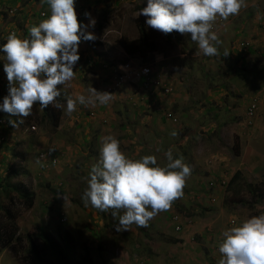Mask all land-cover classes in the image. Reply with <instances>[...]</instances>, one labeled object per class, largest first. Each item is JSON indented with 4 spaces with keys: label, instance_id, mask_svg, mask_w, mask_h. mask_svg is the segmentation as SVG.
I'll return each mask as SVG.
<instances>
[{
    "label": "rangeland",
    "instance_id": "1",
    "mask_svg": "<svg viewBox=\"0 0 264 264\" xmlns=\"http://www.w3.org/2000/svg\"><path fill=\"white\" fill-rule=\"evenodd\" d=\"M97 1L75 2H82L83 18L80 22L88 25L86 31L96 37L80 41L79 54L87 52L94 59L111 64H122L136 57L142 59L139 55L132 58L126 52L123 55L118 40L124 35H139L137 22L139 17H146L140 12L147 6V0ZM245 4L239 14L226 20L217 17L213 23H220L215 32L223 38L224 44L228 43L227 56L221 45L218 55L208 57L199 49L198 43L191 40L190 34L180 33L179 37L176 35L168 40L164 33L151 28L158 51L164 50L168 56L172 55L170 62L173 66L178 59L181 61L178 64L181 82L177 89L184 95L182 103L178 109L169 101L165 103L178 116L177 122L162 117L166 107L160 111L154 107L151 91L143 86L141 79L135 80L136 85L132 84L126 95L122 93L130 86L110 92L112 102L98 116L91 115L94 106L77 104L74 112L81 111L84 117H92L75 122L74 112L69 115L62 110L66 109L67 97L75 98L74 93L79 92L88 95L90 86L107 91L102 88V81L111 73L110 64L97 84L90 83L89 79L84 80V84L82 74L74 77L70 84L68 81L59 85L64 98L57 97L54 103L61 105L62 109L49 104L55 113L59 112L56 126L52 120L42 122L43 110L38 103L28 117H16V122L19 120L16 127L10 124L11 128L3 132V126L0 140L6 141L0 145V179L11 174L13 183L20 184L35 196L31 207H26L23 201L14 206L18 213L17 234L21 239L14 240L12 246H4L0 252V264H49L50 261L59 264L57 256L47 246V234L60 245L64 244V237L68 238L67 245L73 251L72 263L88 248L93 264H219L222 232L252 215L264 213V200L254 203L252 192V185L259 184L264 188L260 184L264 183V159L260 160L264 154V101L259 106L256 123L249 126L245 121L252 98L264 91V57L259 54L260 49L253 56L247 53L243 62V53L246 52L240 49L242 40L252 38L257 39L258 46L259 41L264 46V0H245ZM12 8H15L14 14L9 13ZM41 10L51 11L45 0H0V46L15 26L19 30L26 27L28 32L21 36L28 37L29 29L44 20L39 15ZM86 13L96 21L94 27L90 26ZM155 59L144 62L160 76L168 62L160 63ZM206 59L212 61L211 67L214 68L209 67L210 71L206 69L209 66L204 61ZM190 65H195V73L192 68L187 69ZM197 65L210 75H206L201 84L212 82L213 86L222 88L223 93L219 94L220 90L215 93L219 98L212 99L215 106L211 100L204 101L205 96L202 103L197 97L202 87L197 86ZM169 69L177 76L175 66H169ZM225 73L230 76L218 77ZM83 85L86 89L82 88ZM8 87L7 75L3 72L0 74V92L7 95ZM235 90H241L239 100H233ZM215 121L226 127L217 132ZM172 131L177 135L171 136ZM163 132L167 135L162 136ZM109 134L119 139L121 150L128 157L155 155L158 163L166 164L165 153L171 148L175 157L183 156L184 162L191 166L183 196L176 199L169 210L151 219L147 227L133 224L131 230L117 231L118 220L113 217L112 209L102 212L90 202L85 205L83 201L88 173L99 162L102 138ZM218 152L226 157L227 163L222 160L218 165L217 174L210 179L215 184L211 185L210 180H206L210 171L205 174L202 166L205 158ZM12 153L24 154V157ZM236 170L243 174L236 182L229 186L220 184L221 173L228 172L232 176ZM14 171L19 175L12 173ZM3 200L12 207L10 200ZM119 214L122 215L123 211ZM1 222L7 224L8 221L2 218ZM41 224L45 225L46 234L40 233ZM179 224L181 228L177 229ZM31 236L46 262L36 261L30 254Z\"/></svg>",
    "mask_w": 264,
    "mask_h": 264
},
{
    "label": "clouds",
    "instance_id": "2",
    "mask_svg": "<svg viewBox=\"0 0 264 264\" xmlns=\"http://www.w3.org/2000/svg\"><path fill=\"white\" fill-rule=\"evenodd\" d=\"M45 2L51 11L39 12L44 20L29 29L28 37L21 36L27 33L26 27L19 30L15 26L10 29L6 43L0 46V52L6 57L4 72L9 82L8 93L0 102V111L9 117H28L37 103L43 108L51 103L62 109L61 105L54 103L61 95L58 86L65 85L75 77L74 66L80 59V41L96 38L94 33L86 31L88 25L79 21L83 16L77 17V12L83 15L82 2L77 6L76 0ZM245 6V0H147V6L142 8L140 14L147 17L146 25L165 34L174 30L190 34L191 40L198 43L203 54L212 57L219 54L222 44L213 30V23L217 17L226 20L239 14ZM9 13L14 14L15 8L10 9ZM85 15L89 17L90 26L94 27L96 21L90 14ZM215 26H220V23L217 22ZM228 54V51L224 52L225 56ZM140 60L145 64L143 59ZM110 64L104 62L105 67ZM106 78L102 81V88L105 89L110 76ZM130 82L135 80L125 84ZM87 92L88 95L79 94L75 98L68 96L66 109L62 110L71 115L77 104L107 105L113 99L112 93L98 91L92 86ZM150 94L156 95L157 92ZM255 95H264V91ZM161 108L157 107L159 111ZM161 115L166 118L163 113ZM8 123L17 126L15 120L9 119ZM170 135L176 136L177 133L172 131ZM99 151V162L88 173V187L83 201L85 205L90 202L102 212L112 209L113 217L118 220L117 231L131 230L133 224L147 227L158 213L169 210L172 203L183 196L186 180L192 172L183 156L175 157L171 148L165 153L166 164L158 163L155 155L128 157L122 152L119 139L112 134L102 138ZM228 175L226 172L220 177V180H228L225 186L229 185L233 176ZM64 198L66 200V196ZM121 210L122 215L119 214ZM219 252L222 255L219 264H264V213L252 215L223 231Z\"/></svg>",
    "mask_w": 264,
    "mask_h": 264
},
{
    "label": "trees",
    "instance_id": "3",
    "mask_svg": "<svg viewBox=\"0 0 264 264\" xmlns=\"http://www.w3.org/2000/svg\"><path fill=\"white\" fill-rule=\"evenodd\" d=\"M75 4H79V3H75ZM102 11L105 12L106 9H103ZM80 20L82 19H79V21ZM146 20H147L146 17L138 18L137 26L139 30V35L137 37H129V36L124 35L120 37L118 41H119V44L122 46V48L125 50V52L128 55L130 56L139 55L144 61H150V60L155 59V53L158 51V44H157V40L155 39L154 32L152 31L151 27L146 25ZM99 25H101V23H99ZM26 32H28V30ZM155 32H156V29H155ZM178 33L180 32H177L174 30L171 33H168V34L164 33V34L166 35V39L171 40ZM81 41H83V39ZM249 52H252L251 47L249 49ZM243 62H244V56H243ZM111 65L115 66V65H118V63H112ZM130 83L131 84H129V86H131L132 84L136 85V82H130ZM125 87L126 85L123 87V89ZM58 98L59 99L64 98V96L61 94ZM49 106L50 105H48L46 108L42 107L43 114H42L41 120L42 122L46 121L47 123H49L52 120V122L56 126L59 112L55 113L54 109H51ZM34 111L36 112V110ZM50 113L52 114L51 115L52 118L49 115ZM2 116H5V118H3ZM7 116H8V119H6ZM9 119L15 120L16 117H9L8 114L0 111V127L2 129H4L5 127L3 132L11 128L10 124L8 123ZM17 122H19V120H17ZM5 124L7 126H5ZM5 141H6L5 139L1 140L0 145L4 144ZM12 154L14 155V153ZM14 156L23 158L24 154H16ZM12 173L19 175L18 171H14ZM240 176H242L241 171L236 170L229 182V185H232L234 182H236L237 179L240 178ZM10 178H11V174L0 179V212L2 213V215H0V252L2 251L4 246H7V245L12 246L14 240L21 239V237L17 234L18 213L14 206H17L21 201H23L26 207H31L34 204L35 195L32 194L28 189L20 186V184L13 183ZM260 184L264 186L263 182ZM252 192H253L254 203L262 202L264 200L263 198L264 188L261 187L259 184L252 185ZM4 198L10 200L12 207H9L8 205L4 203V200H3ZM2 218L7 219L8 221L7 224H5L4 222L3 223L1 222ZM39 230L42 235L46 234V229H45L44 224H41L39 226ZM29 239H30V254H32L33 259L39 262H46L45 258L43 260L42 251L39 249L38 245L33 241L34 238L31 236ZM45 239L47 240L46 243H47L48 248L52 251V253H54L57 256V261H58L57 263L59 264H93L92 256L89 253L88 248H85L84 252L81 254L78 260H75V262L73 263L71 262L73 251L71 247L67 245L69 244L67 237H64L65 241L63 245H60L59 243L54 241L48 234L45 235ZM49 264H55V263L50 261Z\"/></svg>",
    "mask_w": 264,
    "mask_h": 264
},
{
    "label": "crops",
    "instance_id": "4",
    "mask_svg": "<svg viewBox=\"0 0 264 264\" xmlns=\"http://www.w3.org/2000/svg\"><path fill=\"white\" fill-rule=\"evenodd\" d=\"M96 2V1H95ZM88 3H89V0H88ZM182 34V33H181ZM180 33L177 35V37H179L180 35H181ZM183 34H186V33H183ZM188 34V33H187ZM262 36H264V34L262 35ZM175 38V40L176 39H178V38ZM221 41H222V44H221V50L222 51H228V43H223V38H219ZM249 41V43H250V46H251V51L252 52H249V54H250V56L252 55H255L256 54V52H259V50L260 49H262V47H264L263 45H261L263 42H261V41H259V46H258V41H257V39H250V40H248ZM120 48H121V50H122V53H123V55H125V51H124V49L121 47V45H120ZM181 53H182V50H179ZM245 54V58H246V54L247 53H244ZM156 62H160V63H163V61H167L168 62V64H167V66L168 67H166V69L165 70H162V72L161 73H159V77H161V79L164 81V82H169L170 84H172V86H173V92L172 93H170V94H164V92L162 93V91L160 90V89H157L156 91H158L160 94H156V96L157 95H161V97L160 98H157V97H155V95H152V96H150V98H151V101H152V103H153V105H154V107L157 109V107L158 106H161V107H166L165 106V103L167 102V101H169L171 104V106H174L176 109H178V105H180L181 103H182V97H184V95H183V93L179 90V89H177L178 88V86H179V83L181 82V79H180V70H179V63H181V61L178 59L177 61H176V63L174 62V66H175V72H176V74H177V76H175L174 74H173V71L172 70H170L169 69V66H172V67H174L172 64H171V62H170V59L172 58V55L171 56H168V54L164 51V50H162V51H157V53H156ZM205 62L207 61V65H209L206 69H207V71H210V68H214V67H211V62L212 61H210V62H208V59H206V60H204ZM5 62H6V57H5V55H4V53H2V52H0V74H2L3 72H4V64H5ZM105 62V61H104ZM104 62L103 61H100V60H97V59H94L93 58V55L92 54H89V53H87V52H83V53H81L80 54V59H79V61L76 63V65L74 66V71H76V74H75V77L76 76H81L82 74H84V79H83V81L85 80H90V83H94L95 82V84H97V81H98V79L101 77V75L103 76L104 74H105V70H106V68L107 67H105V66H103V64H104ZM194 66L195 65H193V66H188L187 67V69H190V68H192V70H193V73H195V71H194ZM210 67V68H209ZM179 70V71H178ZM213 70V69H212ZM207 75V77H210V75H209V73H206L205 71H202V70H200V68H199V65H197V86H202L201 88H200V90L197 92V97H200L199 99H200V103H202L203 102V100H202V97H204L205 96V98H204V101H209V100H211L212 101V99L213 100H216L217 98H219V94H221V93H223V91H222V88L221 87H219V88H217V86H213L212 85V82H208V85H207V83H205V84H201V83H204L205 82V76ZM225 76H230L229 74H219L218 75V77H225ZM217 77V76H216ZM104 78V77H103ZM105 78H106V76H105ZM104 78V79H105ZM231 78H233V76H231ZM85 81H84V84H85ZM175 81V82H174ZM173 83L175 84V87H174V85H173ZM69 84H70V81H69ZM68 84V85H69ZM88 84V87L90 86L89 85V82L87 83ZM129 84H131V83H127V84H125L126 85V87L125 88H127L128 86H129ZM131 88H127V89H125V91H124V93H122L123 95H126V94H128L129 92H130V90L132 89V85L130 86ZM82 88L83 89H86L85 88V86L83 85L82 86ZM175 88H176V90H175ZM232 88V87H231ZM234 89H235V87H233ZM1 89V88H0ZM6 88L4 89V92H6ZM217 90H220V93L219 94H215L216 93V91ZM64 91V90H63ZM73 90H71V94L73 95V92H72ZM241 91V90H240ZM240 91H234L233 92V100H239V97H240ZM140 92V91H139ZM61 93H64V92H62L61 91ZM81 92H79V93H74V95H75V97L77 96V95H79ZM165 95H168V96H166L165 98H164V96ZM4 96H6L4 93H1L0 92V102H2V100H3V98H4ZM218 101V100H217ZM112 101H110L109 102V104H107V105H99L98 103L94 106V110H93V112H92V114L91 115H96V116H98L99 114H100V111L102 112V110L105 108V109H108V107L110 106V103H111ZM213 102V104H214V101H212ZM231 102V101H230ZM163 103V104H162ZM237 104V103H236ZM164 105V106H163ZM214 106H215V104H214ZM212 108V107H211ZM210 108V109H211ZM166 109H170L171 110V108L169 107V106H167L166 107ZM180 110V112L182 113V110L181 109H179ZM135 113V112H134ZM136 114V113H135ZM73 120L75 121V122H77V121H84V119H88V117H92V116H90V115H87L86 117H84L83 115H82V113H81V111L80 112H78V113H76V112H74L73 113ZM201 117V116H200ZM191 118V121H192V119H193V116L192 117H190ZM91 119H96V118H91ZM133 119V118H132ZM256 119H257V117H256ZM256 119H255V123H256ZM89 121H92V120H89ZM81 123V122H80ZM200 123V122H199ZM202 123H206V121H202ZM214 123V122H213ZM221 122H218V121H215V125H217V132L218 131H221V130H223L226 126H221V124H220ZM214 129H216V128H214ZM244 129H248V128H244ZM3 129L1 128L0 129V132L2 131ZM249 130V129H248ZM231 131H233L232 129H231ZM165 135H167L165 132H163L162 133V136H165ZM204 150H202L201 152H203ZM261 158H260V160H263L264 159V154L263 155H261L260 156ZM224 161V163L226 164L227 162V159H226V157H224V156H222L221 155V153H213L211 156H209L208 158H205V160H204V164H203V166H202V168H203V171H204V173L206 174L207 172L206 171H210V174L209 175H207V181H209L211 178H213L214 176H215V174H217L216 172H217V168H218V165L221 163V161ZM201 168V169H202ZM241 174H242V172H241ZM221 175H225V174H222L221 173ZM231 174H229L228 176H230ZM243 175V174H242Z\"/></svg>",
    "mask_w": 264,
    "mask_h": 264
},
{
    "label": "built area",
    "instance_id": "5",
    "mask_svg": "<svg viewBox=\"0 0 264 264\" xmlns=\"http://www.w3.org/2000/svg\"><path fill=\"white\" fill-rule=\"evenodd\" d=\"M77 12V11H76ZM45 13L43 12V15ZM83 15L77 12V17H82ZM219 24V22H218ZM264 28V23L262 24ZM217 26L213 25V30L216 31ZM250 43L248 40H242L240 42V49L241 51H249ZM264 56V47L260 52ZM110 82L107 83L106 89L108 92H113L114 90L118 89L120 86L125 84L126 82L132 80H142L143 86L151 93H156L157 89H161L162 92L165 94H170L173 92V86L169 82H164L161 77L155 75L153 69L148 64H144L140 59L134 58L125 61L122 65H115L111 67L110 73ZM264 95H255L246 109V123L249 126L255 124L256 115L259 109L260 103L263 101ZM162 110V108H161ZM163 115L174 122H177L178 118L175 114L171 111L165 110ZM35 128V126H33ZM1 142V140H0ZM228 180L222 179L221 185L227 184ZM215 182L211 181V185H214ZM177 217V216H176ZM181 225L177 226V229H180Z\"/></svg>",
    "mask_w": 264,
    "mask_h": 264
}]
</instances>
